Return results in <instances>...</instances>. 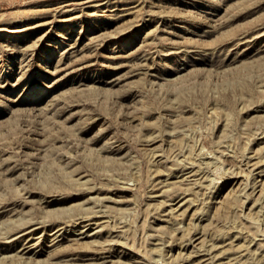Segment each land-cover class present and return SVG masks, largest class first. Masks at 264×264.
<instances>
[{"label": "rangeland", "instance_id": "374dc122", "mask_svg": "<svg viewBox=\"0 0 264 264\" xmlns=\"http://www.w3.org/2000/svg\"><path fill=\"white\" fill-rule=\"evenodd\" d=\"M212 250L264 264V0H0V264Z\"/></svg>", "mask_w": 264, "mask_h": 264}, {"label": "bare ground", "instance_id": "6f19581e", "mask_svg": "<svg viewBox=\"0 0 264 264\" xmlns=\"http://www.w3.org/2000/svg\"><path fill=\"white\" fill-rule=\"evenodd\" d=\"M186 170H187V169H186ZM191 174H192V173H191ZM193 174H195V173H193ZM191 176H192V175H191ZM186 178H187V177H186ZM186 178H184V179H186ZM188 179H189V178H188ZM182 180H183V179H182ZM182 180H181V181H182ZM181 181H180V182H181ZM183 181H184V180H183ZM189 181H190V180H189ZM158 182H159V181H158ZM159 183H161V181H160ZM163 183H165V182L163 181ZM161 184H162V183H161ZM194 184H195V183H193L192 185H194ZM162 185H163V184H162ZM192 185H191V186H192ZM163 190H164V189H163ZM161 192H162V191H161ZM163 193H164V191H163ZM163 193H162V194H163ZM174 209H177V207L174 208ZM170 210H172V209L170 208ZM177 210H178V209H177ZM168 212H170V211H168ZM177 212H178V211H177ZM172 213H173V212H172ZM175 214H176V213H175ZM87 222H88V221H87ZM81 223H82V222H81ZM191 240H192V239H191ZM188 243H189V242H188ZM191 244H192V243H191ZM211 244H212V243H211ZM211 244H210V245H211ZM214 244H215V243H214ZM215 245H216V244H215ZM186 246H187V245H186ZM186 246H185V247H186ZM213 246H214V245H213ZM216 246H217V245H216ZM216 246H214V247H216ZM210 247H211V246H210ZM211 248H212V247H211ZM201 250H202V249H201ZM216 250H218V249H216ZM216 250H215V251H216ZM199 251H200V250H199ZM207 251H208V250H207ZM201 252H202V251H201ZM203 252H204V253H203ZM203 252H202L198 257H200V258L203 257V258L205 259V258L208 257L209 255H211L212 257L210 256V258H206V261H207V260H209V261L211 260V261H210V264H225V262H221V260H222L223 257H224V256H222V252H217V254L214 253V250L210 251V253H207V252H205V251H203ZM197 253H198V252H197ZM195 255H196V254H195ZM201 259H202V258H201ZM204 259H203V260H204ZM204 261H205V260H204ZM202 262H203V261H202ZM207 262H208V261H207ZM226 264H227V263H226Z\"/></svg>", "mask_w": 264, "mask_h": 264}]
</instances>
